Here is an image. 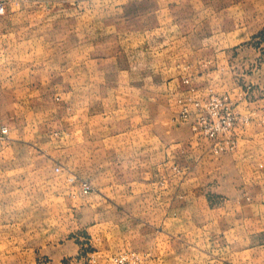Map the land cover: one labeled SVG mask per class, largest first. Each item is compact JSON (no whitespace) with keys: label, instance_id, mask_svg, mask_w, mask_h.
<instances>
[{"label":"rangeland","instance_id":"rangeland-1","mask_svg":"<svg viewBox=\"0 0 264 264\" xmlns=\"http://www.w3.org/2000/svg\"><path fill=\"white\" fill-rule=\"evenodd\" d=\"M0 4L5 6L0 63L40 68L45 81L55 82L56 100L66 109L96 113L103 108L111 119L126 118L135 108L120 86L142 88L148 100L141 103L142 152L149 149L145 144L164 151L173 143L180 183L183 163H195L190 172L199 175L197 194L203 210L210 211L207 226H193L188 239L174 234L178 248L168 264H264V0ZM23 75L29 76L15 74V81ZM218 96L227 97L240 117L238 146L223 152L215 150L220 138L194 128L203 105ZM58 137L0 134V264H117L116 257L128 250H97L83 224L90 207L85 199L105 205L100 174L93 179L86 174L91 170L85 164V134L71 143L81 149L75 162L70 137ZM112 157L116 179L121 155ZM219 171L221 185L212 181ZM72 175L88 177L92 191L85 193ZM159 194L137 187L135 198L105 207L110 205L114 222L131 214L159 218L166 213Z\"/></svg>","mask_w":264,"mask_h":264},{"label":"crops","instance_id":"crops-1","mask_svg":"<svg viewBox=\"0 0 264 264\" xmlns=\"http://www.w3.org/2000/svg\"><path fill=\"white\" fill-rule=\"evenodd\" d=\"M15 74L29 76L23 75L21 81H15ZM40 74V68L0 63V98L3 99L0 102V134L2 127L6 126L8 133L1 135L8 138L12 134L21 138L48 134L52 138L60 135L58 138L65 140L68 136L69 151L74 162V153L77 155L81 149L74 147L73 142L79 141L82 134H85V164L86 169L91 170L86 174L92 179L95 173L100 174L101 181H97V184L103 187L101 203L105 205L135 198L137 187L149 186L151 190H160L159 195L166 204L164 216L146 219L142 215L131 214L114 222L113 214L109 210L110 205L105 207L103 204L99 207L85 199L87 207H90L84 212L83 224L88 238L98 243L96 249L99 251L113 253L137 250L146 264H168L173 258V250L178 248L174 247V234L184 235L185 239H188L187 235L195 231L196 227L203 230L202 228L207 226L206 219L210 211L203 210L204 200L197 194L199 184L196 181L199 175L190 172L195 163H183L184 170L177 174V178L182 181L180 183L175 179L173 168V143L169 146L166 143L164 151H160L162 146L158 147L153 142L145 144L149 149L142 152L141 103L143 100L148 102L143 98L142 88L131 83H127L122 90L120 86V92L136 102L135 108L126 118L122 119L118 115L117 118L111 119L103 108L96 113L89 108H86L85 112L69 111L56 100L55 82L45 81ZM167 96V93L163 96L166 101ZM155 103L157 104V101ZM150 119L152 120V117ZM248 133L249 130L245 137H248ZM112 138L116 139L114 144L111 142ZM55 150L58 152L57 147ZM114 154L121 155L117 162L116 179L112 170ZM219 169H225L224 165ZM122 175L124 179L121 178ZM84 178L88 179L85 176ZM212 181L214 184H222L223 176L220 171ZM175 185L180 187L179 194L175 193ZM114 186L125 192L124 195L121 192L107 191ZM131 190L134 195L128 194Z\"/></svg>","mask_w":264,"mask_h":264},{"label":"built area","instance_id":"built-area-1","mask_svg":"<svg viewBox=\"0 0 264 264\" xmlns=\"http://www.w3.org/2000/svg\"><path fill=\"white\" fill-rule=\"evenodd\" d=\"M5 11V6L0 4V13ZM201 103H197V107ZM204 113H199L194 123V128L201 133H204L213 138H220L215 144L216 151H228L235 149L238 146L237 134L235 129L240 121V117L234 112L231 101L228 102L227 97H214L208 103ZM187 111V109H185ZM187 116L188 114L185 113ZM8 127L4 126L1 129V134H7ZM72 181H78L79 185L85 193L92 191V183L86 179L72 175ZM117 264H145L140 255L136 252H122L116 257Z\"/></svg>","mask_w":264,"mask_h":264}]
</instances>
